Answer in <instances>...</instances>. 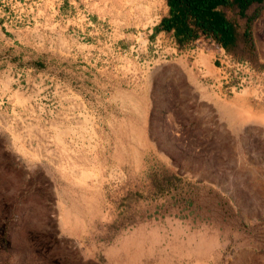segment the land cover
Listing matches in <instances>:
<instances>
[{
	"label": "rangeland",
	"instance_id": "obj_1",
	"mask_svg": "<svg viewBox=\"0 0 264 264\" xmlns=\"http://www.w3.org/2000/svg\"><path fill=\"white\" fill-rule=\"evenodd\" d=\"M45 4L0 30V264H264V63L247 38L228 53L256 76L222 97L197 43L147 32L157 0ZM235 9L262 43V10Z\"/></svg>",
	"mask_w": 264,
	"mask_h": 264
},
{
	"label": "built area",
	"instance_id": "obj_2",
	"mask_svg": "<svg viewBox=\"0 0 264 264\" xmlns=\"http://www.w3.org/2000/svg\"><path fill=\"white\" fill-rule=\"evenodd\" d=\"M53 2L55 0H0V12L7 14L6 26L16 28L24 23L27 25V21H32V14L44 6V3L51 4L50 8L47 6V11L55 12L57 6H54ZM167 42L170 43L171 47L176 46L171 37L167 38ZM192 42L198 44L195 48L208 55V60L214 65L215 72L212 77L209 75L200 76L204 77L207 85L217 91L220 96H228L243 90L256 76L247 61L236 60L231 57L213 38L197 35L192 39ZM100 43L107 52L103 51L98 55L102 59L112 58L113 55L117 54L118 46L111 36L102 37ZM197 67L200 66L197 65Z\"/></svg>",
	"mask_w": 264,
	"mask_h": 264
},
{
	"label": "trees",
	"instance_id": "obj_3",
	"mask_svg": "<svg viewBox=\"0 0 264 264\" xmlns=\"http://www.w3.org/2000/svg\"><path fill=\"white\" fill-rule=\"evenodd\" d=\"M229 2L237 8L236 13L241 17L248 5L261 3L262 0H165L166 14L158 20L156 28L170 32L177 45L203 35L213 38L223 50L229 52L235 46L234 28L215 9ZM246 35L242 34L244 41Z\"/></svg>",
	"mask_w": 264,
	"mask_h": 264
},
{
	"label": "crops",
	"instance_id": "obj_4",
	"mask_svg": "<svg viewBox=\"0 0 264 264\" xmlns=\"http://www.w3.org/2000/svg\"><path fill=\"white\" fill-rule=\"evenodd\" d=\"M233 5H231V3L229 2L227 5H219V6H216L215 9L219 10L221 12V14L223 15L224 19H226V21H228L229 23L232 24L233 28H234V33H235V46L238 45V42H239V39L240 37L242 36L243 33H246L247 35V41L246 44H248V46H253L254 49H255V54H256V57H257V61L258 62H261V63H264V40L262 41V43H258V44H254V42H252V44L249 43L248 41V33L246 31H243L241 30V28H239V25H238V22L235 21V23H233L230 19H229V10L232 8ZM235 7V6H234ZM236 8V7H235ZM237 9V8H236ZM235 9V12H237V10ZM166 10H167V7L165 5V0H157V7H156V17L157 19H155V22L152 23V25L147 29V32H151V34L153 35V37H156V36H162L163 33H165L166 35L170 34L168 36L172 38V35L170 32H164L162 30H159L156 28V25L158 23V20L164 16L166 14ZM260 10H262L263 13L259 12ZM255 12H259L262 16L264 15V0H262L261 3H251L250 5H248V7L243 11L242 13V16L239 17L237 15V17L239 18H244L245 20H248V17L249 14H252V16L254 17L255 15ZM7 14L5 13H1L0 12V30L3 29V31H5L6 27L7 28H11L10 26H6V16ZM2 28V29H1ZM15 28V27H13ZM186 52H191L192 50L190 49H185ZM197 51V49H196ZM225 51V50H224ZM231 51V50H230ZM229 51V52H230ZM227 54H229L227 51H225ZM196 54L194 55V57H196L197 53L198 52H195ZM202 53V52H201ZM203 55H206L205 53H202ZM231 56V54H229ZM232 57V56H231ZM234 58V57H233ZM236 60H241L239 58H234ZM209 64H208V67L207 68H203V67H197L196 69L199 70L200 72H207V74L205 75H209L212 77V75L214 74L215 72V67L214 65L210 62V60H208ZM105 76V74H104Z\"/></svg>",
	"mask_w": 264,
	"mask_h": 264
}]
</instances>
